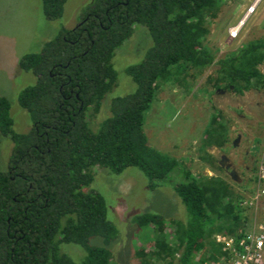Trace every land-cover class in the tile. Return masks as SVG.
Here are the masks:
<instances>
[{
    "label": "trees",
    "instance_id": "trees-1",
    "mask_svg": "<svg viewBox=\"0 0 264 264\" xmlns=\"http://www.w3.org/2000/svg\"><path fill=\"white\" fill-rule=\"evenodd\" d=\"M66 1L41 0L43 15L60 19ZM220 5L221 0H88L74 26L61 23L38 51L18 58L35 82L17 93L31 121L25 132L13 129L10 101L0 94V135L12 142L7 170H0V264H114L107 245L119 229L107 215L104 196L90 186L100 167L116 174L136 167L150 189L167 184L186 208V220H170L172 244L162 216H134L138 227L152 229L154 240L142 264H203L220 254L216 234L238 237L250 229V207L240 191L221 174L194 175L184 162L150 146L143 129L159 85L182 84L213 64L208 79L217 87L241 95L264 86L263 38L217 60L205 44ZM138 25L147 29L151 44L124 68L135 89L112 97L108 114L95 121L116 85L115 50ZM228 141L217 109L202 147L221 149ZM202 157L213 171L223 170L209 153ZM96 236L102 245L90 242ZM63 243L84 250L81 262L60 251ZM204 243L208 249L197 254ZM142 250L136 255L144 256Z\"/></svg>",
    "mask_w": 264,
    "mask_h": 264
},
{
    "label": "rangeland",
    "instance_id": "rangeland-1",
    "mask_svg": "<svg viewBox=\"0 0 264 264\" xmlns=\"http://www.w3.org/2000/svg\"><path fill=\"white\" fill-rule=\"evenodd\" d=\"M87 2L67 0L62 17L50 20L42 13L41 0H0V94L10 101L15 131L25 132L31 126L29 114L17 101V93L35 82L31 72L18 66V58L27 51H38L44 41L57 33L61 23L66 27L74 26ZM259 38L264 39V0H221L217 16L210 20L205 44L217 60ZM149 44L151 37L147 29L138 25L130 38L115 50L112 62L117 71L116 85L102 100L95 121L108 114L112 97L135 89V83L124 68L139 61ZM215 68L213 64L202 73L182 78V84L165 82L159 85L144 114L143 129L150 146L184 162L194 175L221 174L248 200L256 190V167L264 144V86L236 94L209 81L208 76ZM217 109L223 113L229 141L221 149H203L204 130ZM11 148V140L0 135L1 171L7 170ZM208 150H212V154ZM204 153L216 158L223 170L213 171L203 160ZM94 172L90 186L104 196L107 215L119 229L118 238L107 245L114 264H142L153 249L152 229L138 227L133 220L137 214L149 212L162 216V229L169 243H173L170 220H186L188 214L170 186L162 184L150 189L147 178L133 166L119 174L104 167L95 168ZM248 207L251 222L264 219L263 203ZM90 242L103 244L98 236ZM140 249L144 256L136 255V250ZM207 249L204 243L197 254L201 255ZM60 251L77 263L85 255L84 250L73 243L61 244Z\"/></svg>",
    "mask_w": 264,
    "mask_h": 264
},
{
    "label": "built area",
    "instance_id": "built-area-1",
    "mask_svg": "<svg viewBox=\"0 0 264 264\" xmlns=\"http://www.w3.org/2000/svg\"><path fill=\"white\" fill-rule=\"evenodd\" d=\"M255 178L256 190L250 199L243 202L244 205L264 204V144ZM215 241L220 245V254L203 264H264V219H254L250 229L241 236L219 233L215 235Z\"/></svg>",
    "mask_w": 264,
    "mask_h": 264
},
{
    "label": "crops",
    "instance_id": "crops-1",
    "mask_svg": "<svg viewBox=\"0 0 264 264\" xmlns=\"http://www.w3.org/2000/svg\"><path fill=\"white\" fill-rule=\"evenodd\" d=\"M226 145H227V143H226ZM226 145H225V146H226ZM212 148L214 149V148H218V147H216V146H210L208 149H212ZM208 152H209L210 154H212V150H211V151L208 150Z\"/></svg>",
    "mask_w": 264,
    "mask_h": 264
},
{
    "label": "bare ground",
    "instance_id": "bare-ground-1",
    "mask_svg": "<svg viewBox=\"0 0 264 264\" xmlns=\"http://www.w3.org/2000/svg\"><path fill=\"white\" fill-rule=\"evenodd\" d=\"M231 35H233L232 32H231Z\"/></svg>",
    "mask_w": 264,
    "mask_h": 264
}]
</instances>
